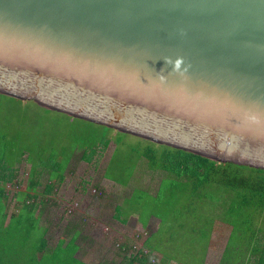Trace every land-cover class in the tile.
I'll return each mask as SVG.
<instances>
[{"label": "water", "instance_id": "95a60500", "mask_svg": "<svg viewBox=\"0 0 264 264\" xmlns=\"http://www.w3.org/2000/svg\"><path fill=\"white\" fill-rule=\"evenodd\" d=\"M0 95L264 170V0H0Z\"/></svg>", "mask_w": 264, "mask_h": 264}, {"label": "rangeland", "instance_id": "374dc122", "mask_svg": "<svg viewBox=\"0 0 264 264\" xmlns=\"http://www.w3.org/2000/svg\"><path fill=\"white\" fill-rule=\"evenodd\" d=\"M15 100L0 99V131L11 140L8 157L13 161L10 166L0 164V185L5 190L9 210H14L17 198L24 193L31 195L38 209L42 201L46 205L50 202L47 212L54 224L61 225L51 229L53 240H57L66 224L65 218H70L72 207L76 206L79 211L76 215L95 223L92 226L83 222L86 223L83 235L88 239L82 242L80 252V257L91 264L104 260L126 264L140 250L145 253L148 237L152 254L172 260L168 264H205L212 229L218 224L214 232L219 231L221 225L213 214H218L219 220H232L225 213L221 195L217 203L206 193L203 196L206 207L202 208L199 196L189 200L182 197L181 190L173 188L172 181L164 179L161 172L149 168L152 173L140 177L139 172L149 167L142 158L145 140L106 131L90 122L46 110L32 101ZM32 180L37 184L35 194L26 193ZM48 180L61 184L50 192ZM213 206L216 210H211ZM204 209L213 214L205 216ZM131 216L138 217L143 225L148 224L149 218H155L153 225L143 230ZM241 228L235 229L230 253L237 244L244 247L247 238ZM224 239H217L213 248L217 257H213L216 261L211 264H218ZM121 244L134 246L126 257L118 255ZM240 249L244 254L245 250ZM230 261L227 257L224 264Z\"/></svg>", "mask_w": 264, "mask_h": 264}, {"label": "trees", "instance_id": "16d2710c", "mask_svg": "<svg viewBox=\"0 0 264 264\" xmlns=\"http://www.w3.org/2000/svg\"><path fill=\"white\" fill-rule=\"evenodd\" d=\"M2 98L16 101L14 98L0 95V99ZM100 127L111 131L106 126ZM143 143L146 147L142 158L147 161L149 165L147 168L164 174V179L172 181L173 188L181 190L182 197L189 200L199 196L201 200L199 204L204 208L206 199L203 196L209 194L211 200L218 203V196L221 195L222 204L227 210L225 213L232 218L228 223L234 230L244 228H241L242 233L247 239L257 232H262L264 239V170L233 163H220L175 148L158 146L146 141ZM10 146L11 140L7 133L0 131V164L5 166L13 165V161L8 157ZM35 183L34 180L31 181L26 193L34 191L35 194L37 187ZM47 187L52 191L55 186L47 183ZM172 197H175L173 193ZM5 198V190L0 185V264H91L80 257L82 242L88 239L83 235L86 230L84 229L86 223L83 222L89 220L87 218L82 220L80 215H76L79 212L76 211L78 208L72 209L70 218H65L66 224L60 231L62 234L57 240H53L51 229L61 225L56 224L57 222L54 224L55 220L47 212V208L50 209V202L46 205V202L42 201L43 205L38 209L31 195L24 193L23 197L17 198L18 204L14 210H9ZM212 209L216 210L214 206ZM62 210L66 217V209ZM205 210L202 211L211 214ZM213 215L219 218L218 214ZM256 217L260 220L255 221ZM239 221L241 224L237 223ZM87 224L93 226L95 223ZM132 247L129 244H121L118 251L120 255L126 257ZM146 247H149L148 243ZM139 252L137 256L130 257L127 264L151 263L152 256L141 250ZM99 264L114 263L104 260Z\"/></svg>", "mask_w": 264, "mask_h": 264}, {"label": "crops", "instance_id": "0c3cea01", "mask_svg": "<svg viewBox=\"0 0 264 264\" xmlns=\"http://www.w3.org/2000/svg\"><path fill=\"white\" fill-rule=\"evenodd\" d=\"M148 169L149 168H147V167L143 168V170L139 172L140 177H141V175L147 176L146 174H148L149 172L152 173V171L148 170ZM151 181H152V179H151ZM48 183L53 184L55 186V189H58V186L61 184V183L58 184V181H49V180H48ZM157 193H155V194H157ZM130 195L125 196L124 200L128 199L130 197ZM121 205H123V203H121ZM208 214L209 213L205 214V216H207ZM209 215H211V214H209ZM130 218H135V220H137L140 223V226L143 230H144V228H147V230H148V228H150L153 225V223H154L153 218H155V217L149 218V222L146 225H143L142 222H140L138 217L131 216ZM216 220H217L216 222L217 223L220 222L221 225L219 227L220 228L219 231L214 232V229H215V227L218 226V224H216L214 229H212V232L210 234V240H209V242H210L209 250L210 251H209V254H208L207 259L205 261V264H211V263H214L216 261V259L213 258L214 256L217 257L216 255H213V248H214V245L216 244L217 239L219 240L221 237H225V239L221 243V244H223V243H225V244L220 249L218 264H224V261L227 257H229V260H231L230 264H264V239H263V233L262 232H257V234L252 235V237L250 239H246V241L244 243V247H238V244H237V247L234 249V252L230 253L231 252L230 244H231V241L233 238V234L235 233V230L230 223L223 222V220H219V218H216ZM259 220H260V218L256 217L255 221H259ZM158 226H159V224H158ZM158 228L156 229V231H158ZM219 233L221 234L220 236H219ZM148 238L145 240L144 247L147 243H149ZM246 238H247V236H246ZM240 248H243V250H245L244 254ZM145 252H147L148 254H150V253L152 254L153 253V246L149 245V247H146ZM118 255H120L119 251H118ZM120 256H122V255H120ZM152 256L153 257L151 259H153V260H151L150 264H157V262H158V264L160 262H161L160 264L173 263L172 260L167 261L165 259L164 260L161 259V257L158 258L157 254L155 252H154V254H152ZM155 261H156V263H155ZM127 263H129V261L126 262V264Z\"/></svg>", "mask_w": 264, "mask_h": 264}, {"label": "built area", "instance_id": "2783aa9c", "mask_svg": "<svg viewBox=\"0 0 264 264\" xmlns=\"http://www.w3.org/2000/svg\"><path fill=\"white\" fill-rule=\"evenodd\" d=\"M95 191H96V189H95ZM74 208H77V207H76V206H73L72 209H74ZM119 246H120V245H119ZM119 246H118V247H119ZM133 247H134V246H133ZM133 247H132V249H133ZM132 249H131V250H132ZM123 250H124V249H123ZM123 252H125V251H123ZM129 252H130V251H129ZM129 252H128V253H129ZM145 253H146V252H145ZM153 262H154V261H153Z\"/></svg>", "mask_w": 264, "mask_h": 264}]
</instances>
